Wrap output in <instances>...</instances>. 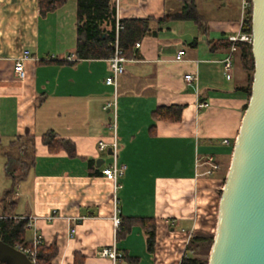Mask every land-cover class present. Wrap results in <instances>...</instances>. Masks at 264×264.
I'll list each match as a JSON object with an SVG mask.
<instances>
[{"label": "crops", "instance_id": "1", "mask_svg": "<svg viewBox=\"0 0 264 264\" xmlns=\"http://www.w3.org/2000/svg\"><path fill=\"white\" fill-rule=\"evenodd\" d=\"M176 1L120 0V18L154 19L119 78L118 162L126 170L114 191L102 173L113 160L111 149H99L101 140L112 141L111 114L104 109L114 98L105 82L110 64L77 58L76 0L44 16L39 0H0V211L35 217L43 241L57 242L54 264H111L101 252L114 244L124 264H180L194 231L215 232L248 95L239 59L226 69L230 49H212V43L240 33L242 12L235 0H196L208 23L201 32L192 21H159L181 10ZM25 49L31 58L20 78L15 62ZM180 49L185 53L178 61ZM172 104L184 106L180 120L154 118V109ZM47 132L70 140L74 154L50 150ZM28 134L34 135V163L8 198L14 204L6 206L2 198L12 185L6 152L19 145L12 143L16 136ZM211 155L221 167L207 174ZM116 209L120 218H155L154 250L139 224L118 238Z\"/></svg>", "mask_w": 264, "mask_h": 264}, {"label": "trees", "instance_id": "2", "mask_svg": "<svg viewBox=\"0 0 264 264\" xmlns=\"http://www.w3.org/2000/svg\"><path fill=\"white\" fill-rule=\"evenodd\" d=\"M68 0H39V11L42 16L63 6ZM183 4L180 11L165 15L162 22L173 20L192 21L198 26L201 32H206L208 23L206 16L200 11L196 0H180ZM77 19H76V46L75 53L78 59H108L115 51L116 38V8L114 0H76ZM153 17H130L121 18L123 28L119 34V44L124 49L125 55L130 58L134 54L136 42L140 41L146 34L150 33V23ZM243 30L252 32V5L248 8L244 18ZM197 41L195 38L194 42ZM233 42L229 37H222L212 43V49L229 50ZM236 51L234 56L239 59L243 69L246 71V81L241 86L248 99L245 104L247 108L252 91L253 74L255 62L253 56L252 42L237 40L235 42ZM184 106L179 104L159 106L153 111L155 119L178 121L182 117ZM44 142L50 150L57 151L58 147L65 149L68 153L74 154L75 146L68 139H58L47 132L43 135ZM12 143L18 145V154L15 156L11 152H6L7 162L5 164L6 173L12 179V185L5 190L3 195L4 203L8 200L15 190L18 181L27 173L30 165L34 163V135L16 136ZM31 152L30 156H26ZM24 154V155H23ZM27 157V158H24ZM230 164L227 166L229 169ZM21 169L20 173L18 169ZM227 174V172H226ZM224 175V181L226 180ZM225 183V182H224ZM222 193V191H221ZM9 204H14L10 201ZM27 219L14 216L7 210L0 212V239L13 246L23 248L33 247V237L31 230L26 226ZM142 226L146 236L148 250L152 251L156 246V221L150 216H122L118 226V238L125 237L133 225ZM214 240V232L194 231L191 235L187 253L180 264H208V257ZM58 255V245L54 240L46 244L43 239L36 248V256L30 258L36 264H54L53 260ZM126 258V256H125ZM128 261L131 260L126 258ZM134 261V259H132ZM77 264V259L76 263ZM79 264V262H78ZM81 264V263H80Z\"/></svg>", "mask_w": 264, "mask_h": 264}, {"label": "water", "instance_id": "3", "mask_svg": "<svg viewBox=\"0 0 264 264\" xmlns=\"http://www.w3.org/2000/svg\"><path fill=\"white\" fill-rule=\"evenodd\" d=\"M252 48V91L220 196L208 264H264V0H252ZM0 264L36 262L0 239Z\"/></svg>", "mask_w": 264, "mask_h": 264}, {"label": "built area", "instance_id": "4", "mask_svg": "<svg viewBox=\"0 0 264 264\" xmlns=\"http://www.w3.org/2000/svg\"><path fill=\"white\" fill-rule=\"evenodd\" d=\"M115 8H116V38H115V51L114 54L108 58L109 64H110V75L106 78L105 82L107 85H110L113 87V94L114 98L112 101L108 102L104 109H108L111 114V122L110 127L112 129V141L111 142H105L101 140L99 142V149L105 150L107 148H110L112 151V162L108 165H106L102 169L103 175L106 176L107 179L112 181L114 186V191H116L119 187H121V184L119 182V178L124 174L126 170L125 164H120L118 162V101H117V94H118V87H119V78L120 76L125 72V64L129 61V58L125 55L124 49L119 44V34L121 29L123 28V22L121 21V18L119 17V10H120V0H114ZM252 5V0H241V12H242V20H241V30L240 33L237 35H231L229 36V39L233 42L231 48H230V54L225 59V68L230 70L233 65V58H234V52L236 51V45L235 42L237 40H243L252 42V32H247L243 30L244 25V18L246 16L248 8ZM140 42H136L135 47L140 46ZM185 51L183 49H180L176 55V60L181 61L183 59ZM31 58V52L29 49L23 50L21 56L16 60L15 62V71L17 75L20 78H24L26 76L25 66L24 62ZM68 59H72V56H68ZM185 78L187 80H192L194 76L192 74H186ZM207 103H200L199 106H207ZM226 143H229L228 140H225ZM199 161V160H198ZM200 162V161H199ZM206 163L209 164L208 170L205 172L207 174H211L216 170H219L221 167V164L217 162L214 158V156H208L206 159ZM56 217V214H50L47 216L49 220H52ZM22 218L27 219L26 226L29 229H33V247H27L23 248L21 246H18L20 249L25 251L28 255L30 254L32 257L36 256V248L38 244L42 242V236L39 234L36 230V218L33 216L30 217H24ZM114 226L117 228L121 222V218L117 213V209L112 217ZM76 229L72 228V233H75ZM104 257H108L111 260V264H124V254L121 252L117 245L114 244L110 247H107L103 249L101 252ZM35 261V260H34Z\"/></svg>", "mask_w": 264, "mask_h": 264}, {"label": "rangeland", "instance_id": "5", "mask_svg": "<svg viewBox=\"0 0 264 264\" xmlns=\"http://www.w3.org/2000/svg\"><path fill=\"white\" fill-rule=\"evenodd\" d=\"M169 1H172V2H177V4H180V2H178V1H176V0H169ZM198 1V3L201 5H203V0H197ZM236 1V4H237V6L235 7V9L237 10V12H238V15H239V13H240V11H241V0H235ZM240 3V4H239ZM233 12H234V10H233ZM13 147H15V146H9L8 147V149H9V151L12 153V154H14L15 156L18 154V146H16L15 148H13ZM24 155V154H23ZM26 156H30L31 155V152H27L26 154H25ZM24 158H27V157H24ZM228 164H230V162L228 163ZM9 200H6V202L4 203L6 206H9ZM1 212V211H0Z\"/></svg>", "mask_w": 264, "mask_h": 264}]
</instances>
